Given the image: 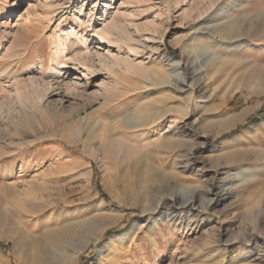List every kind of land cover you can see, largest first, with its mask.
Masks as SVG:
<instances>
[{"label":"rangeland","instance_id":"374dc122","mask_svg":"<svg viewBox=\"0 0 264 264\" xmlns=\"http://www.w3.org/2000/svg\"><path fill=\"white\" fill-rule=\"evenodd\" d=\"M47 2L0 0V49L9 54L0 57L1 223L11 226L22 213L23 226L32 227L34 213L24 206L30 201L48 215L73 210L75 220L101 200L124 216L119 224L75 262L65 259L60 234L49 264H198V250L208 243L216 264H264V0ZM110 20L118 27L110 41L92 36V26ZM70 39L78 52H71ZM165 110L168 118L149 138L174 140L179 163L154 149L148 160L195 191L190 224H172V199L152 196L165 177L148 180L145 189L134 175L125 182L101 147L121 131L118 125ZM246 165L256 170L235 177ZM8 182L15 190L4 193ZM145 203L159 223L151 230L145 227L151 216L140 213ZM43 223L33 230L40 237L43 225L76 228L69 216ZM131 226L133 239L109 242ZM247 247L261 257L251 262L241 255ZM20 259L15 241L0 239V264Z\"/></svg>","mask_w":264,"mask_h":264},{"label":"bare ground","instance_id":"6f19581e","mask_svg":"<svg viewBox=\"0 0 264 264\" xmlns=\"http://www.w3.org/2000/svg\"><path fill=\"white\" fill-rule=\"evenodd\" d=\"M47 4L48 2L47 0H45V5ZM86 22H90V20ZM116 23L111 20L110 22H103V24H101L102 26L99 29H96L92 26L90 32L92 33V36L96 37L101 42L110 41L111 40L110 37H112V35H114L115 33L116 34L118 33V27ZM27 25L29 27H32L33 21L28 20ZM71 33H73V31H71L69 34ZM19 34L20 36L25 37L27 34H29V31L20 32ZM68 47L71 48L70 50L72 53H76L79 51L77 43L74 39H70ZM7 54H8L7 50L0 49V57L6 56ZM59 57L56 58L57 62L63 63L62 61L58 60L60 59ZM173 65L172 66L175 68L176 71L180 69V62H175L173 63ZM178 72L179 73L176 72L177 75L178 74L181 75L180 71ZM180 83L181 86L180 87L177 86L176 89L177 91L182 92L184 91V87L187 86V84L183 79L180 80ZM167 113H169V110L168 111L165 110L162 113L156 115L147 114V113L139 114L137 116V121L133 122L132 125H129L128 127L118 125L116 128L121 130L119 131L120 134L116 133L105 137L101 141V147L107 153L109 159L115 162V165L113 164L112 167L114 174L119 176L125 182L130 175L131 176L134 175L136 176L135 179L138 178L137 181L139 183V187L141 189H145L151 186L148 183V180L153 181L156 179V177L159 180L161 177L162 178L165 177L166 181L164 180L165 181L164 184L154 185L155 186L154 193L157 194L156 195L152 194V196H155V198L157 196V198L159 199L167 196L172 199V203H173L172 208H174L173 211L174 214L171 219L172 224H176L177 221L180 222L184 221L185 223L190 224L195 221L194 220L195 191L190 188L185 189L183 187L184 186L183 183L179 179L173 178L171 176L168 177L167 179L163 165L162 164L153 165L151 164L152 162L150 163L148 160V157L152 154L151 151H153L154 149L157 152H159L160 157L166 156L168 155V153H170L169 156L172 155L175 157L174 162L179 163L178 158L180 155L176 152L177 150L175 146L177 144L174 146L175 144L174 140L169 141V143H167L168 140L166 141L164 139L166 142L163 141L159 143V142H152V140H150L149 138V134L154 133L158 129V127L162 126L164 120L168 118ZM232 120L233 118L223 120L222 121L223 123H221V125L225 124L223 128L228 129L231 126L230 122ZM129 128L133 129L132 133H128L127 130ZM175 133L177 132L174 131L173 134ZM181 141L183 140L181 139L177 140V142H181ZM144 147H148V148L145 149ZM131 161L133 163V167H131L132 164L130 165ZM233 162H240V159L233 157L232 163ZM139 163L142 164L141 167L138 168L137 170L134 165H138ZM237 169H238L237 172L234 174L235 177H241L240 174L242 175L250 171L253 172L256 170V168L250 165H246L244 167L239 166ZM7 177L10 178L11 177L10 174H8ZM37 184H38L37 182H33L31 184L33 185L32 187H36V191L38 188ZM14 190H15L14 185H12L11 182H8L5 184V186H3L4 193L7 191L14 192ZM210 190H211L210 188H204V191L208 192ZM201 201L203 203L204 201H206V199L203 198ZM24 206H27L28 210L34 213V216L31 217L32 218L31 221L33 222L35 221L32 227L23 226L22 223L25 219V216L22 213H19L21 215V218L18 217L19 219H17V222L15 224H12L11 226L5 225L6 223H1V221H3L5 218V214L1 211V203H0V239L9 238L15 241L17 248L22 253V260L20 259V261H17L18 264H49L50 255L53 256L54 254L52 253L53 251L51 249V244L54 241L57 243L59 242L60 234L62 236H65V242H67V251L64 254L65 259H68L71 262H75L77 261L79 255L91 243H96L97 241H99L107 229L118 225L122 217H124L122 214H120L119 211H117V213H112L110 210H108L110 205L107 202L100 200L88 204L83 210H81V212L88 211L89 215H84L80 219H75V220L73 219L76 214V213L74 214L73 210L65 209L63 211L53 212L56 217L58 218L60 217L61 219L69 216V218H71V221L73 223V228L74 227L76 228L73 230L64 229L60 232L52 227L43 225L40 229H43L42 231H44L43 233L45 237H40V235L35 234L36 231L35 232L33 231V230H37L38 228L36 223L37 222L46 223L47 221H50V219L53 218L54 215H51V213L48 215L47 212L43 213L42 211L44 207L43 204L41 203L30 201L25 203ZM154 210H155L154 207L151 206V204L149 203L143 204L140 209V213L142 214V217L151 216V219L148 218L147 224L145 225L147 230H151L153 226L156 225L158 226L159 224L157 222V218H154V216H152L154 215V213H152ZM23 236L29 239L24 241L18 239V238H22ZM133 237L134 236L131 226V228H129L124 232H119L110 235L108 239L109 242L118 241L122 243L126 239H133ZM212 248H213L212 243H208L207 245L203 246L198 250L197 253L199 254V256H197L199 260L198 264H216L214 261V255L210 253V251H213ZM255 251L256 249L247 247L244 250V252L241 253V255H250V261L253 262L255 261V259L261 257L260 256L261 254H258Z\"/></svg>","mask_w":264,"mask_h":264}]
</instances>
